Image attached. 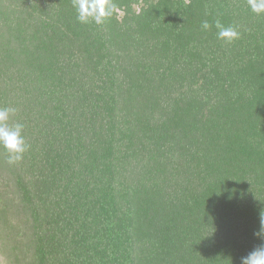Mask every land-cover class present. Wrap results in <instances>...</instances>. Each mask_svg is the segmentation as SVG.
Returning <instances> with one entry per match:
<instances>
[{
	"label": "trees",
	"instance_id": "1",
	"mask_svg": "<svg viewBox=\"0 0 264 264\" xmlns=\"http://www.w3.org/2000/svg\"><path fill=\"white\" fill-rule=\"evenodd\" d=\"M108 3L97 24L0 0V105L30 146L0 149V264H240L264 243V13Z\"/></svg>",
	"mask_w": 264,
	"mask_h": 264
},
{
	"label": "clouds",
	"instance_id": "2",
	"mask_svg": "<svg viewBox=\"0 0 264 264\" xmlns=\"http://www.w3.org/2000/svg\"><path fill=\"white\" fill-rule=\"evenodd\" d=\"M248 5L254 13H264V0H248ZM74 7L77 11V19L82 23H88L91 20L100 24L112 13V5L108 3V0H74ZM201 27L207 30L210 28V24L204 20ZM215 27L218 29L217 38L228 43L240 36L236 28L226 27L219 20L215 21ZM17 111L15 106L0 105V149L8 153L9 164L21 161L24 153L30 147L23 135L24 124L13 121ZM256 235L264 240V226ZM240 264H264V243L255 247L247 255L240 257Z\"/></svg>",
	"mask_w": 264,
	"mask_h": 264
},
{
	"label": "rangeland",
	"instance_id": "3",
	"mask_svg": "<svg viewBox=\"0 0 264 264\" xmlns=\"http://www.w3.org/2000/svg\"><path fill=\"white\" fill-rule=\"evenodd\" d=\"M0 261H1V256H0Z\"/></svg>",
	"mask_w": 264,
	"mask_h": 264
}]
</instances>
